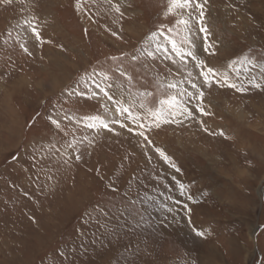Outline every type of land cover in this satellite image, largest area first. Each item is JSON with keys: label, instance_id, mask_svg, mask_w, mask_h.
Returning a JSON list of instances; mask_svg holds the SVG:
<instances>
[{"label": "rangeland", "instance_id": "rangeland-1", "mask_svg": "<svg viewBox=\"0 0 264 264\" xmlns=\"http://www.w3.org/2000/svg\"><path fill=\"white\" fill-rule=\"evenodd\" d=\"M167 4L0 3V264H264V88L230 72L246 92L205 88L211 114L194 111L181 126L154 129L146 133L151 144L119 124L112 132L87 128L89 116L135 126L114 107L105 112L102 98L66 94L87 91L78 81L95 70L113 78L114 94L151 92L143 99L154 106L167 95L161 84L188 70L195 78L191 61L185 69L161 58L130 59L151 32L175 25L176 17L164 16ZM32 16L41 40L23 26ZM207 21L215 55L203 51L202 38L196 53L209 66L227 71L245 55L264 61V0H208ZM251 75L259 78V68ZM73 139L75 148H67ZM90 214L95 219L85 224Z\"/></svg>", "mask_w": 264, "mask_h": 264}, {"label": "snow or ice", "instance_id": "snow-or-ice-1", "mask_svg": "<svg viewBox=\"0 0 264 264\" xmlns=\"http://www.w3.org/2000/svg\"><path fill=\"white\" fill-rule=\"evenodd\" d=\"M12 2L13 0H0V3L5 5H10ZM107 2L111 5V0H107ZM207 5L208 0H168L164 16L168 17L171 15L176 17L175 25L167 28L165 25H161L156 31L151 32L145 38L142 46L135 50V54L130 56L132 62L140 61L144 57L152 60L161 58L162 62L171 60L173 64L185 69L189 61H191L194 63L195 68L199 69L197 76L193 78L192 71L188 70L183 79H170L166 83L161 84V88L167 92V95L155 100L154 106H149L143 98L152 96L151 92H137L134 94L128 91L127 95H125L121 91L118 94H114L112 92L113 85L111 84L113 78L106 72L97 73L94 70L91 74L85 73L78 81V84H83L87 91H77V88L74 87L66 89V94L71 96L75 93L82 98L87 97L89 99L102 98L105 101V112H109L110 107H114L119 117L130 121L135 126L134 128H129L121 119L105 120L99 116H89L86 117L85 126L87 128H103L112 132L114 129L110 125L119 124L121 128L143 137L147 144H151L152 141L146 133H151L154 129H161L164 125L181 126L186 121L194 119V111L203 116L211 114L206 110L210 105L205 104V88H211L215 84L219 87L227 86L241 93L246 92L248 88L245 83L243 81H233L230 72L234 73L238 80L243 76V79L247 81V85H251L256 89L264 88V61L258 60L255 56L245 55L233 59L227 65L228 70L222 71L209 66L205 59H201L197 55L196 40L199 38H202L203 51L209 55H215V43L209 39L212 33L208 27ZM77 7H80L79 0H77ZM114 9L121 17L124 15L119 4L114 5ZM23 26H26L37 40H41L38 17L32 16L30 19H24ZM85 31L87 30L85 29ZM112 35L117 36V33L112 32ZM21 47L25 52H28V48L24 47L23 44H21ZM122 56L127 57L129 54L123 53ZM111 59L117 61L121 57L113 56ZM253 68H259V78L251 75ZM117 70L131 84L132 76L122 68ZM169 71L171 72L170 69ZM97 77L100 79L98 80ZM185 84L190 85L192 90L184 87ZM118 87L123 89V85H118ZM93 88L98 91H93ZM190 105H193V107H190ZM50 119L56 128H61L59 119H52L51 117ZM64 119H68V117L65 116ZM200 123L203 124V121L201 120ZM137 128L139 131H136ZM203 130L208 132L207 128ZM220 134L223 135V132ZM76 143L77 141L73 139L68 142L67 148H75ZM89 143H92V141H89ZM155 151L166 161H170V157L165 154L162 148H156ZM75 152V159L79 160L81 158L79 149L76 148ZM171 166L173 168L176 167L175 163H172ZM109 186L111 187V185ZM179 188L181 194L186 190V186L182 183ZM165 199H168V197ZM163 206L167 207V205ZM168 210L171 211V209ZM188 211L191 212V209L189 208ZM98 215L105 217L108 214L103 209H100ZM94 219L95 217L90 214L89 220H86L85 224ZM96 223L100 224L101 221L97 220ZM102 227L108 232L111 231V227L107 222H104ZM196 234L200 237L205 236V233L199 230L196 231ZM81 235L83 236L84 234L81 233Z\"/></svg>", "mask_w": 264, "mask_h": 264}, {"label": "water", "instance_id": "water-1", "mask_svg": "<svg viewBox=\"0 0 264 264\" xmlns=\"http://www.w3.org/2000/svg\"><path fill=\"white\" fill-rule=\"evenodd\" d=\"M264 189V188H263ZM263 191V190H262Z\"/></svg>", "mask_w": 264, "mask_h": 264}]
</instances>
